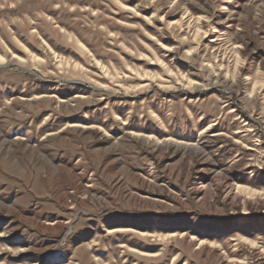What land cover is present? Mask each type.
<instances>
[{
  "label": "rangeland",
  "instance_id": "374dc122",
  "mask_svg": "<svg viewBox=\"0 0 264 264\" xmlns=\"http://www.w3.org/2000/svg\"><path fill=\"white\" fill-rule=\"evenodd\" d=\"M0 264H264V0H0Z\"/></svg>",
  "mask_w": 264,
  "mask_h": 264
}]
</instances>
